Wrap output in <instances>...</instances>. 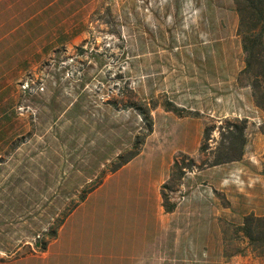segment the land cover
<instances>
[{
  "label": "rangeland",
  "instance_id": "374dc122",
  "mask_svg": "<svg viewBox=\"0 0 264 264\" xmlns=\"http://www.w3.org/2000/svg\"><path fill=\"white\" fill-rule=\"evenodd\" d=\"M238 25L233 0H0V264L43 249L134 151L147 133L135 104L153 133L110 183L121 230L159 217L136 202L177 158L167 204L215 198L216 264H264L241 231L264 216V114L240 79ZM224 119L248 121L245 154L211 167L204 131Z\"/></svg>",
  "mask_w": 264,
  "mask_h": 264
},
{
  "label": "crops",
  "instance_id": "0c3cea01",
  "mask_svg": "<svg viewBox=\"0 0 264 264\" xmlns=\"http://www.w3.org/2000/svg\"><path fill=\"white\" fill-rule=\"evenodd\" d=\"M135 159L108 176L68 214L46 249L36 245L16 264H216V200L211 195L188 198L175 211L166 212L162 188L170 179L169 165L149 181L148 202L143 193L142 201L136 202L155 205L159 217L132 218L130 229L121 230V219L115 215L116 185L110 183ZM106 188L103 198L100 193Z\"/></svg>",
  "mask_w": 264,
  "mask_h": 264
},
{
  "label": "trees",
  "instance_id": "16d2710c",
  "mask_svg": "<svg viewBox=\"0 0 264 264\" xmlns=\"http://www.w3.org/2000/svg\"><path fill=\"white\" fill-rule=\"evenodd\" d=\"M233 2L239 18L238 35L241 37L245 54V67L241 72L240 79L247 81L252 90L255 106L264 114V0H233ZM134 106L146 122L147 133L143 137L138 136L136 138L135 149L132 153L128 156H119L112 167V173H116L138 157L141 153V146L145 144L147 137L153 133V120L150 112L143 106L137 104ZM247 125L248 121L245 119H224L221 120L219 126L214 124L206 127L200 153L202 155L208 153L213 157L211 167L239 162L243 159L247 144ZM216 130L218 137L213 140L216 145L210 147L209 141ZM183 176V168L179 166V161L176 158L171 178L162 188L164 208L168 213L174 211L175 205L167 204L168 196L165 191L171 189V185L176 180L182 179ZM99 186V184L95 186L91 192ZM86 197L82 198L81 202ZM241 231L253 249L264 250V216L248 215L244 219ZM46 247L47 243L43 245V249Z\"/></svg>",
  "mask_w": 264,
  "mask_h": 264
}]
</instances>
